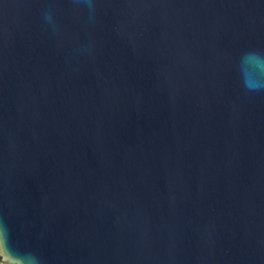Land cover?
<instances>
[{
  "label": "water",
  "instance_id": "obj_1",
  "mask_svg": "<svg viewBox=\"0 0 264 264\" xmlns=\"http://www.w3.org/2000/svg\"><path fill=\"white\" fill-rule=\"evenodd\" d=\"M0 264H264V0H0Z\"/></svg>",
  "mask_w": 264,
  "mask_h": 264
}]
</instances>
